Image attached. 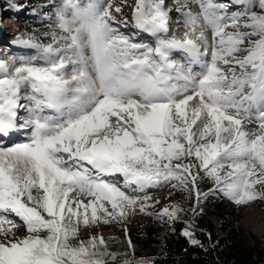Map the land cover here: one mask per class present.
<instances>
[{"label": "snow or ice", "instance_id": "6c2138e0", "mask_svg": "<svg viewBox=\"0 0 264 264\" xmlns=\"http://www.w3.org/2000/svg\"><path fill=\"white\" fill-rule=\"evenodd\" d=\"M127 6L50 0L44 39L13 40L36 55L0 59V264H151L94 230L264 202V0ZM167 186L188 209L157 208L150 190Z\"/></svg>", "mask_w": 264, "mask_h": 264}, {"label": "trees", "instance_id": "16d2710c", "mask_svg": "<svg viewBox=\"0 0 264 264\" xmlns=\"http://www.w3.org/2000/svg\"><path fill=\"white\" fill-rule=\"evenodd\" d=\"M15 2L18 4L19 0H0V14L3 13L1 11L9 12ZM193 10L198 9L194 7ZM25 13L24 11V17ZM15 15L20 16V13L16 12ZM173 15L176 21H180L181 17L176 12ZM26 20V26H29V29L16 30L14 37L10 39L15 48L23 47L13 43L18 34H23L27 38L28 35L34 34L35 30V35L43 40L40 34L50 31L48 26L41 24L32 16H28ZM177 27L178 25H172L174 30ZM132 32H134L133 29ZM9 34L7 32V35ZM3 47L8 52H10L9 49H15L11 46L7 47L6 43L1 44L0 48ZM208 187H210L208 184L200 185L204 192L208 190ZM155 190L157 189L150 192ZM158 190H167L169 204L181 202L185 209H188L190 202H184L180 193H172L169 198L170 186ZM252 206H264V202H257ZM244 208L246 207L234 206L227 199L211 197L204 202L202 213L193 217L191 211H188L184 220L191 223L193 238L200 241L203 247L190 244L188 239L181 235L182 230L187 226L184 220L177 222L173 230L161 225L150 216V223L146 228L137 224L128 228L127 236H125L124 227H120L113 235L104 238L110 242L111 248L118 252L129 251L127 241L131 240L134 255L130 258L146 259L151 264H264V238L257 237L243 226L240 214ZM19 232L24 235L23 228H20ZM81 236L85 239L88 237L82 233Z\"/></svg>", "mask_w": 264, "mask_h": 264}, {"label": "rangeland", "instance_id": "374dc122", "mask_svg": "<svg viewBox=\"0 0 264 264\" xmlns=\"http://www.w3.org/2000/svg\"><path fill=\"white\" fill-rule=\"evenodd\" d=\"M110 2L116 6V5H128L127 7H123L122 15L125 17H131V11L132 6L135 4V0H110ZM50 3V0H19V3L13 5L12 9L9 12H3L0 14V44L6 43L7 47L11 46L15 48V45L12 44L10 39L14 37V34L16 30L23 29L28 30L29 26H26L27 24V18L28 16H32L36 18V20L40 21L41 24H44L48 26V21L45 19L47 15H50V10L44 9L42 6L48 5ZM166 5L169 8H172L174 6V0H165ZM25 13V17L23 16V12ZM16 12L20 13V16L15 15ZM175 11L171 13V21L172 25L176 26L177 21L175 16L173 15ZM119 18V16H118ZM35 21V20H33ZM127 32V34L132 35V29L129 27L128 29H123ZM51 31V29H50ZM5 32V33H4ZM8 33H12L13 35H7ZM182 33V28H181ZM180 34V33H178ZM137 39L141 41L147 42L150 38L144 34H138L136 36ZM1 47V45H0ZM10 48V47H9ZM10 52L5 50V48H0V59L7 60L12 56L16 57H33L36 55L35 49L28 48L24 46V48H15L9 49ZM176 59H180L179 57H176ZM21 136H24L23 134H20ZM18 140V137H16ZM26 138V137H25ZM25 138L19 139L24 140ZM6 141H0V143H3ZM150 195L153 197V200H159L160 204L157 205V208L163 207L166 205H169L170 200L168 199V193L167 190H155L153 192H150ZM241 223L243 226L248 229L252 234L256 235L259 238H264V206H250L246 207L241 211ZM150 223V218L147 215L143 214H137L135 216H131L124 225H118V224H112V225H102L98 229H95V233L99 235H103V237L113 235L116 231V229L120 227H126L127 229L130 227H134L135 225H140L143 228H146ZM82 235L89 236L93 234L89 231H82ZM17 235L23 236L22 232L17 231Z\"/></svg>", "mask_w": 264, "mask_h": 264}]
</instances>
